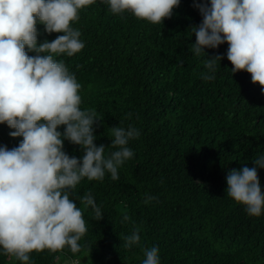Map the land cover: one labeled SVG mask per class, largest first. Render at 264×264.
<instances>
[{
    "label": "trees",
    "instance_id": "obj_1",
    "mask_svg": "<svg viewBox=\"0 0 264 264\" xmlns=\"http://www.w3.org/2000/svg\"><path fill=\"white\" fill-rule=\"evenodd\" d=\"M193 4L180 0L163 24L114 15L102 0L80 11L73 26L85 47L58 59L82 85V109L94 108L100 117L95 143L105 145L107 155L110 127L116 125L131 124L140 136L129 141L134 156L118 179H84L70 192L87 227L80 251L33 252L32 264H59V255L84 258L85 264H141L143 250L153 246L161 264H264V214L249 216L226 195L228 172L252 167L264 153V93L246 71L232 73L227 43L199 56L191 51V27L202 22ZM37 28L40 42L59 35ZM216 55L224 58L217 61L215 78L202 79L206 60ZM10 131L0 124V145L9 149L22 139ZM64 150L82 155L68 141ZM258 177L264 190V169ZM86 193L102 219L82 203ZM148 197L154 199L145 203ZM134 227L140 240L126 247ZM0 264L21 262L0 254Z\"/></svg>",
    "mask_w": 264,
    "mask_h": 264
},
{
    "label": "clouds",
    "instance_id": "obj_2",
    "mask_svg": "<svg viewBox=\"0 0 264 264\" xmlns=\"http://www.w3.org/2000/svg\"><path fill=\"white\" fill-rule=\"evenodd\" d=\"M117 16L130 13L152 24H163L180 0H102ZM95 0H0V124L22 138L9 149L0 145V254L21 264H32L30 254L48 250L80 251L87 232L83 212L70 192L84 179L103 181L106 174L119 178L122 165L134 156L129 141L140 136L137 128L110 127V151L95 143L100 117L94 108L82 109V85L62 59L84 47L74 27L80 11ZM193 7L202 16L191 27L197 56L206 48L227 43L226 58L232 73L246 71L264 93V0H199ZM37 25L55 39L38 41ZM34 53V55H30ZM208 57V56H207ZM208 57L202 79L215 78L217 61ZM63 127V131H61ZM79 146L82 155L69 156L64 142ZM226 176V195L244 206L249 216L264 214V190L258 169L264 153ZM154 197H148V200ZM82 203L100 220L102 213L90 193ZM127 216L124 220H128ZM140 240L134 227L125 246ZM141 264H161L157 246L146 248Z\"/></svg>",
    "mask_w": 264,
    "mask_h": 264
},
{
    "label": "rangeland",
    "instance_id": "obj_3",
    "mask_svg": "<svg viewBox=\"0 0 264 264\" xmlns=\"http://www.w3.org/2000/svg\"><path fill=\"white\" fill-rule=\"evenodd\" d=\"M79 261L81 262V264H85L84 258H80ZM57 262L59 264H73L72 260H67V259L65 260L63 255H59Z\"/></svg>",
    "mask_w": 264,
    "mask_h": 264
},
{
    "label": "built area",
    "instance_id": "obj_4",
    "mask_svg": "<svg viewBox=\"0 0 264 264\" xmlns=\"http://www.w3.org/2000/svg\"><path fill=\"white\" fill-rule=\"evenodd\" d=\"M73 261V264H80V262L78 260H72Z\"/></svg>",
    "mask_w": 264,
    "mask_h": 264
}]
</instances>
